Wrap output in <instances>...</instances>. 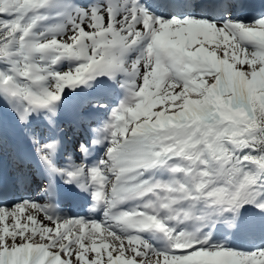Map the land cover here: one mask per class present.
<instances>
[{"label":"snow or ice","instance_id":"obj_1","mask_svg":"<svg viewBox=\"0 0 264 264\" xmlns=\"http://www.w3.org/2000/svg\"><path fill=\"white\" fill-rule=\"evenodd\" d=\"M0 264H264V0H0Z\"/></svg>","mask_w":264,"mask_h":264},{"label":"bare ground","instance_id":"obj_2","mask_svg":"<svg viewBox=\"0 0 264 264\" xmlns=\"http://www.w3.org/2000/svg\"><path fill=\"white\" fill-rule=\"evenodd\" d=\"M9 113H8V111H7V108L5 107V110H4V117H5V120L7 121V120H10V115H8ZM27 195H25V194H23V196H21V197H23V198H25Z\"/></svg>","mask_w":264,"mask_h":264},{"label":"rangeland","instance_id":"obj_3","mask_svg":"<svg viewBox=\"0 0 264 264\" xmlns=\"http://www.w3.org/2000/svg\"><path fill=\"white\" fill-rule=\"evenodd\" d=\"M33 196H35V195H33ZM81 215H84V214H81Z\"/></svg>","mask_w":264,"mask_h":264}]
</instances>
